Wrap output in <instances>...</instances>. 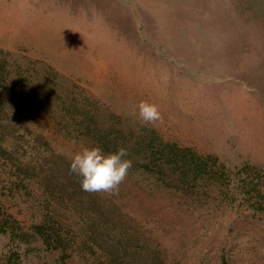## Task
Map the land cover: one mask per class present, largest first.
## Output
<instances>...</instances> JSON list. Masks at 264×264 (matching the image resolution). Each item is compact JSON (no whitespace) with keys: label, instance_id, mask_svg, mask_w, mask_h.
Here are the masks:
<instances>
[{"label":"rangeland","instance_id":"374dc122","mask_svg":"<svg viewBox=\"0 0 264 264\" xmlns=\"http://www.w3.org/2000/svg\"><path fill=\"white\" fill-rule=\"evenodd\" d=\"M1 51L11 72L0 93L7 115L57 153L107 154L89 129L121 137L132 167L118 191L100 193L168 262L221 264L226 252L230 264H264V213L237 207L217 186L187 189L152 174L127 150L154 132L216 157L228 182L249 166L264 190V0H0ZM141 101L161 119L143 123ZM1 166L0 202L20 204L28 219L37 200H11ZM65 214L80 231L83 221ZM8 244L0 234V264ZM57 255H24L23 264H54ZM80 257L102 264L90 250Z\"/></svg>","mask_w":264,"mask_h":264},{"label":"trees","instance_id":"16d2710c","mask_svg":"<svg viewBox=\"0 0 264 264\" xmlns=\"http://www.w3.org/2000/svg\"><path fill=\"white\" fill-rule=\"evenodd\" d=\"M10 73L9 60L2 53L0 93L6 88ZM114 133L96 128L87 132L101 142L107 153L120 148L121 137H112ZM150 134L148 139H138L127 149L140 158V168L155 175L173 176L187 189L217 186L221 196H233L237 207H247L254 214L264 213V190L249 166L240 170L238 182H228L226 171L218 175L216 157L199 155L191 148L154 137V132ZM0 163L10 199L37 200V205L29 209L28 219L19 217L24 214L20 204L18 211H13L6 202H0V234L9 239V249L2 255L1 264H23V256L28 254L45 262L47 253L58 254L54 264H79L86 250L102 264H171L154 238L137 226L133 217L116 204L108 203L100 192L82 190L81 177L70 172L71 161L57 153L44 134L9 117L3 99ZM65 211H72L83 221L80 231L74 230ZM221 264H230L226 252Z\"/></svg>","mask_w":264,"mask_h":264},{"label":"clouds","instance_id":"9594fccd","mask_svg":"<svg viewBox=\"0 0 264 264\" xmlns=\"http://www.w3.org/2000/svg\"><path fill=\"white\" fill-rule=\"evenodd\" d=\"M137 113L145 124L161 119L158 107L147 101L137 105ZM126 156L124 148L105 154L98 147H83L71 156L70 172L81 177V188L86 192H116L132 167L131 160L124 159Z\"/></svg>","mask_w":264,"mask_h":264}]
</instances>
